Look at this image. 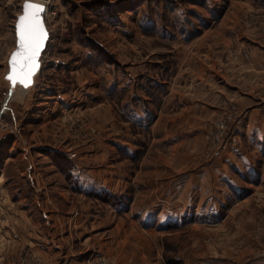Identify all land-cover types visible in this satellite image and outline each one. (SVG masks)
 <instances>
[{
    "label": "rangeland",
    "instance_id": "rangeland-1",
    "mask_svg": "<svg viewBox=\"0 0 264 264\" xmlns=\"http://www.w3.org/2000/svg\"><path fill=\"white\" fill-rule=\"evenodd\" d=\"M31 1L45 7L49 38L25 88L6 79L25 0H0V109H9L0 137L15 129L0 144V264H264L262 179L241 183L243 194L223 197L213 217L197 215L195 207L183 212L184 197L166 208L178 211L179 222L162 226L156 214L153 233L144 217L154 187L172 180L168 172L185 178L207 169L213 180L202 183L204 193L224 190L214 173L228 171L223 158L244 144L236 128L250 108L239 101H246L245 93H258L245 75L257 59L248 46L264 48V10L235 4L240 16L234 24L248 36V46L236 41L218 68L213 62L224 38L218 29L233 25L231 17L216 29V18L230 6L226 2L214 10L207 0ZM211 69L243 93L230 89L235 96L209 97L210 115L202 119L188 111L202 107L199 86L213 79ZM138 99L141 110L148 104L171 128L194 139L162 146L157 140L163 126L146 131L132 125L131 104L137 106ZM256 102L255 109L264 106V100ZM181 111L185 123L176 116ZM82 175L95 180L83 185ZM98 181L120 194L96 189ZM192 189L190 182L182 192ZM163 196L154 197L157 212L164 209ZM37 200L53 219L50 228L42 227L47 215L34 207ZM35 235L61 240L66 262L46 261L47 245L43 252L19 243Z\"/></svg>",
    "mask_w": 264,
    "mask_h": 264
},
{
    "label": "crops",
    "instance_id": "crops-1",
    "mask_svg": "<svg viewBox=\"0 0 264 264\" xmlns=\"http://www.w3.org/2000/svg\"><path fill=\"white\" fill-rule=\"evenodd\" d=\"M207 2L210 5H216L214 10H218L221 8L222 3L226 2L230 6H228L226 12H222L219 15V18H216L217 25L216 29H218V25L221 26V23L223 20L228 18H233L232 23L233 25L228 28H221L219 27L218 30H220L222 36L221 40V47L222 52H219L216 55V61L213 62V65L218 68H220V62L223 63V55L222 53H226V51L230 47L235 46V42L237 41L240 45H247V39L243 31L236 28L234 22L236 19L239 18V12L234 11L233 8L235 4H244V5H255L257 8H261L264 10V0H207ZM252 7V6H250ZM232 9V10H231ZM214 22V23H215ZM211 32V33H210ZM210 32H207V34H213V30L211 29ZM205 35V36H206ZM240 39L242 42H240ZM203 40V39H202ZM219 42V43H220ZM218 43V44H219ZM196 48L198 49V44H196ZM248 49L253 53L254 57L256 56L257 59H254L253 61L254 66L252 69L247 70V73L245 75L246 81L249 82L248 85H250V89L257 90L258 93H245L247 97L244 99L246 101H239V104L241 108L249 107L248 113H243V119L242 124L236 128V134L244 143L243 145H239L238 147H235L231 149V151L223 158V167L225 169H228V171H224V169L216 168V172L214 173V179L216 181V185H221L224 187V190L222 193L219 191L212 190L210 197L207 196L206 193H204L203 185L202 183H207L206 180L211 179L213 180V175L207 170H201L199 172L195 171L194 173L190 174L189 176L184 178V175L180 177H171L170 173H167V180H170V182L165 181L162 184H157L156 187H154V190L156 191L154 196L151 198L152 200L147 201V210L145 212L144 217L146 221V226L150 229V232L154 233V221L157 215V219L161 221V225L168 224L170 221H176L179 222L182 220V217L179 215L178 211L171 210V212H167L166 208H168V203H175L176 205H180L181 199L184 197V201L186 202V205L183 210L186 211V209H190L192 212V209L195 207V213L199 216H202L203 214L207 217H213L218 214V210L220 208V204L223 203L222 198L226 197L228 194H231L233 196H239L243 194V188L241 187V183L243 182H249L252 183V181L259 179L264 180V106L254 108L253 104H257L256 101L264 100V96H259L260 91L264 87V48L262 45L258 46H248ZM210 56V52L207 54ZM10 59V58H9ZM225 63V61H224ZM191 64V63H189ZM213 67V66H212ZM201 70V68H200ZM202 68V72H203ZM211 72L213 79L211 81H208L207 79L202 80L201 85L199 86V94L198 97L203 99V105L199 109H189L188 112L192 114L198 115L199 118L207 119V117L210 115V112H208L206 104L207 102L211 101L212 99L209 97H217L219 95H234L235 93L231 91L230 89H233L238 93H243L241 89L235 88L233 84L229 82V78L221 73L216 72L215 70L211 69L208 70ZM242 72V71H241ZM257 83V87H255V84ZM209 84V85H208ZM244 86H247V84H244ZM18 87V86H17ZM257 88V89H256ZM197 92V86L195 88V93ZM169 98V97H168ZM206 98V99H204ZM211 99V100H210ZM256 102V103H255ZM143 101H140L138 99L137 106L134 104L132 106L133 113L131 114V124L137 125L142 130L150 131L152 129H156L158 126H163V134L160 138V140H157L159 144L162 146H168V147H176L181 144H183L187 138L188 139H194L195 134H188L187 136L185 134H182L180 132V129L177 128H171L169 126L168 121H162L163 113L158 116H156V113L146 104V107L141 110V106ZM145 105V104H144ZM186 103H184L185 107ZM252 105V106H251ZM138 107V108H137ZM140 107V108H139ZM164 108V107H163ZM254 108V109H253ZM165 110V108H164ZM184 111H181L176 116H178L179 121L183 120V123H185L186 120V114L183 113ZM162 123H161V122ZM166 122V123H165ZM181 127V125H180ZM182 131V130H181ZM177 132V133H176ZM120 144V143H119ZM119 146V145H117ZM120 146H122L120 144ZM258 149H262L263 154H258ZM133 152V151H132ZM170 158L168 160V163H162L164 166H169ZM157 163V162H156ZM151 175V173H150ZM152 175L154 173L152 172ZM82 184L84 185L85 182H90L92 179L91 177L85 178L83 175L81 176ZM154 179V177L152 178ZM185 181V182H184ZM98 181L97 183H99ZM193 184V189L189 192H182L183 189L185 190L187 188V185L189 183ZM155 185V183L151 184L150 187ZM247 185H250L247 183ZM103 182L102 184L99 183L96 185V189H105L111 192H114L115 194H120L119 188H110L109 186ZM157 193H164L165 196H163V199L166 200L165 204H163L164 209H162L160 212H157L158 204L154 202V197ZM36 209L41 210L45 215H47L46 208L42 207V203L38 202V200L35 202ZM133 208V207H132ZM140 209V208H139ZM138 209V210H139ZM142 211V207L140 209ZM44 215V214H43ZM38 218V217H37ZM47 221L45 222V225L42 227L50 228L49 223L50 220H53L52 218L47 215L46 217ZM38 220V219H37ZM85 222V220H84ZM60 225V223H58ZM61 226V225H60ZM37 227V226H35ZM39 227H41V223L39 224ZM35 235V237H29L22 236V239H20L19 243L27 245V242L31 245L38 246L40 250H44L45 248H48V252L45 254V259L47 260H56L61 259L63 262H66L67 258L69 257V254L66 251L65 246H63V242L61 240H55L51 237V241L47 238H41ZM65 243L68 244L67 241ZM42 244V245H41ZM51 246H49V245ZM58 244V245H56ZM43 245H47L44 246ZM56 245V246H55ZM57 247V248H56ZM57 250L56 253L53 254L51 251ZM44 252V251H43ZM64 255V257L60 258V254ZM53 257H56L55 259ZM67 264V263H65Z\"/></svg>",
    "mask_w": 264,
    "mask_h": 264
},
{
    "label": "snow or ice",
    "instance_id": "snow-or-ice-1",
    "mask_svg": "<svg viewBox=\"0 0 264 264\" xmlns=\"http://www.w3.org/2000/svg\"><path fill=\"white\" fill-rule=\"evenodd\" d=\"M41 4L25 0L23 15L17 23V51L9 61L11 74L6 77L15 87L17 83L27 88L37 68V60L42 50L46 32L43 28Z\"/></svg>",
    "mask_w": 264,
    "mask_h": 264
},
{
    "label": "water",
    "instance_id": "water-1",
    "mask_svg": "<svg viewBox=\"0 0 264 264\" xmlns=\"http://www.w3.org/2000/svg\"><path fill=\"white\" fill-rule=\"evenodd\" d=\"M31 2H32V1H31ZM33 3H37V2H33ZM37 4H39V3H37ZM41 5H42V4H41ZM42 6H43V5H42ZM43 8H44V12L41 14V19H42L43 28H44V30H45V32H46V39L44 40L42 50L40 51L39 56H38V60H37V68H36V70H35V73H37L38 70H39V67H40V58H41V55H42L43 51H44L45 48H46V44H47V42H48V38H49V33H48V30H47V27H46V23H45V7L43 6ZM23 9H24V6H23ZM23 14H24V13H23V10H22V14L18 17L17 22H16V27H15V28H16V39H17V41H16V48H15V50L13 51V53L17 51V42H18L17 23H18L19 18H20ZM13 53L11 54L9 61L11 60V58H12V56H13ZM9 66H10V64H9ZM35 73H34V75H35ZM10 74H11V70H10ZM10 74H9V75H10ZM11 84H12V83H11ZM12 86H13V85H12ZM15 86H16V85H15Z\"/></svg>",
    "mask_w": 264,
    "mask_h": 264
},
{
    "label": "built area",
    "instance_id": "built-area-1",
    "mask_svg": "<svg viewBox=\"0 0 264 264\" xmlns=\"http://www.w3.org/2000/svg\"><path fill=\"white\" fill-rule=\"evenodd\" d=\"M49 5V4H48ZM8 102V101H7ZM6 102V103H7ZM8 106L5 105L0 109V124H1V119L3 118V114L8 111L9 109L7 108ZM219 130L224 132L226 127L224 124V121H220V124H218ZM11 133L9 135H4L3 137H0V144L5 140L9 139L10 137L14 136L15 134V129H13V127H11L10 129Z\"/></svg>",
    "mask_w": 264,
    "mask_h": 264
},
{
    "label": "bare ground",
    "instance_id": "bare-ground-1",
    "mask_svg": "<svg viewBox=\"0 0 264 264\" xmlns=\"http://www.w3.org/2000/svg\"><path fill=\"white\" fill-rule=\"evenodd\" d=\"M46 4H47V3H46ZM48 4H49V3H48ZM48 4H47V5H48ZM47 5H46V6H47ZM8 101H9V102L14 101V95L10 96V98L8 97Z\"/></svg>",
    "mask_w": 264,
    "mask_h": 264
}]
</instances>
